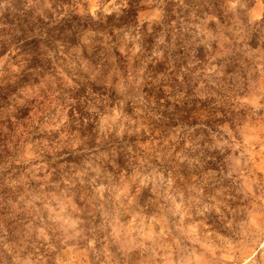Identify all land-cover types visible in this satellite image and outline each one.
I'll return each instance as SVG.
<instances>
[{
  "label": "rangeland",
  "instance_id": "obj_1",
  "mask_svg": "<svg viewBox=\"0 0 264 264\" xmlns=\"http://www.w3.org/2000/svg\"><path fill=\"white\" fill-rule=\"evenodd\" d=\"M1 52L0 264H264V0H0Z\"/></svg>",
  "mask_w": 264,
  "mask_h": 264
},
{
  "label": "trees",
  "instance_id": "obj_2",
  "mask_svg": "<svg viewBox=\"0 0 264 264\" xmlns=\"http://www.w3.org/2000/svg\"><path fill=\"white\" fill-rule=\"evenodd\" d=\"M10 1H13V0H10ZM74 17H76V16H74ZM86 19H87V21L90 22V18L89 17H87ZM77 20H79V19H77ZM79 27H81V29H82L85 26H82V25H80L78 23H75L74 24V29L73 30L71 29L70 32H69V36L71 38L74 37V35H75L76 32L78 33L80 31L79 30ZM51 41L55 42L56 40L51 39ZM1 54H2V52L0 53V55ZM35 67L36 66H34L33 64H30V65H28L26 67V69H31L32 70V69H35ZM29 79H30V75L29 74H22L14 82H6L5 84H2L0 86V109L2 107L6 106L8 103H10V98L9 97H10L11 93L14 90L19 89L20 87H22V85L24 83H29V82H32L33 81V80L30 81Z\"/></svg>",
  "mask_w": 264,
  "mask_h": 264
}]
</instances>
